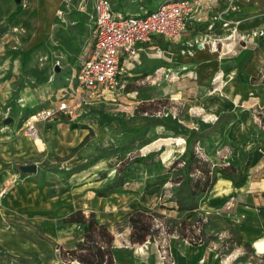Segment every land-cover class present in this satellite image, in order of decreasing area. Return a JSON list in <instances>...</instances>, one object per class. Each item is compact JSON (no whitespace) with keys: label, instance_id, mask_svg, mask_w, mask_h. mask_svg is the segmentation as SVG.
<instances>
[{"label":"crops","instance_id":"1","mask_svg":"<svg viewBox=\"0 0 264 264\" xmlns=\"http://www.w3.org/2000/svg\"><path fill=\"white\" fill-rule=\"evenodd\" d=\"M110 1L115 12L144 15L164 0ZM78 2L74 0L68 6L64 0H0V114L11 112L22 103L39 101L38 97L48 100L50 106L56 105L60 87L59 81H54L55 74L52 76L48 71L49 59L57 64L62 62L68 68L59 74L55 72L64 77L62 89H76L74 77L95 43L93 4L90 1L82 11L78 9ZM224 21H228L227 26ZM261 30H264V0H234L232 5L230 0H205L200 5H192L188 27L182 36L169 39L154 35L149 41L138 43L139 55L135 59L123 56L120 60L121 74L127 85L126 95L142 96L143 100L151 102L169 100L172 110L166 119L173 121L180 131L195 130L204 137L209 135L213 145L228 150L224 158L233 155L242 168L252 150L248 168L250 177L246 184L236 188L231 180L218 176L199 209L227 215L232 212L243 240L252 247L256 240L264 239V144L258 143L251 116L253 109L264 107V84L252 81L253 77L260 78L264 68V35L255 34L249 42L237 38V35ZM232 35L236 37L233 47L236 53L231 52ZM43 42L45 46L33 52L29 69L37 72L38 81H43L44 77L48 80L31 87L30 82L37 78L26 75L23 84H18L24 74L22 60L20 56L12 57L11 51L26 52ZM37 56L43 58L38 66L35 63ZM44 60L47 62L43 63ZM37 87L39 91L33 94L32 90ZM121 92L108 94L107 99ZM203 113L216 116L217 120L205 127V121L201 120ZM63 130L76 132L75 139L71 140L75 142L71 145L73 147L89 133L88 129L64 127ZM162 130L175 135L170 145H162V154L165 155L160 156L161 161L167 160L170 165L184 151L185 137L163 126L151 128L149 135ZM181 141L184 145L180 144ZM13 146L12 142H0V244L5 250L14 254L31 252L38 257L40 264H81L63 261L59 252L55 253L54 245L40 238L25 222L39 227L51 241L69 249L83 241V233L77 224L63 223L62 219L82 210L85 214L95 213L97 221L114 233L116 264H160L152 243L131 245L128 241L130 230L118 231L116 228V224L133 209L157 205L155 196L135 192L139 183L130 184L133 192L108 196H98L92 189L73 188L71 185L70 191L51 197L48 186L22 178L19 172L11 170L9 161L23 157V150ZM36 149L42 152L44 143L42 148L36 146ZM220 154L207 156L217 164ZM5 164L10 166L5 168ZM38 170L36 174H39ZM132 170H136V166ZM252 173H258L261 178L253 179ZM143 174L150 180L167 176H148L142 167L141 172L135 175ZM96 179L104 180H99L98 176ZM193 215L194 212H187L183 216L189 220ZM19 229L28 232L31 239L21 234ZM167 244L171 264H209V248L205 245L195 246L173 236ZM259 256L264 257V253Z\"/></svg>","mask_w":264,"mask_h":264},{"label":"trees","instance_id":"2","mask_svg":"<svg viewBox=\"0 0 264 264\" xmlns=\"http://www.w3.org/2000/svg\"><path fill=\"white\" fill-rule=\"evenodd\" d=\"M44 46L45 43L43 42L26 52L21 50L11 51L12 57L20 56L24 75L37 78V72L34 69H29V64L33 52ZM35 80V82H30L31 87H35L41 82H46L48 78L44 77L43 81H38V78ZM252 81L264 84V68L260 78L256 79L253 77ZM41 108L44 107L27 108L23 115L24 119ZM14 110L13 108L12 111ZM251 114L254 127L257 130L258 143L264 144V107L253 109ZM82 120L83 118L73 120L68 116L60 115L54 121V124L51 123L52 125H63V127H67L70 130H89L83 140L71 148L68 155L64 157L56 156L58 161L69 160L90 142L93 129L87 123L82 122ZM115 120L121 125L122 131L128 135L126 142L111 148H99L98 152L90 156L85 162L78 163L74 167L64 170L63 172L66 176L64 185L60 181L48 180L45 173L40 174L38 180H28L41 186H48L51 197L60 196L70 191L71 185L66 180H69L74 174L89 169L104 159L119 155L120 161L112 182L107 184L104 189H95L93 191L98 196L133 192L129 186L131 183L136 182L139 183V187L135 192H141L157 198V205L147 208H135L125 215L122 222L116 224L118 231L125 228L130 230L128 241L131 245H142L147 241L153 242L154 240L168 239L174 236L195 246L205 245L212 247L213 241L218 237L214 236V234H209L208 229L216 225L218 221L224 220V218L218 215L220 213L217 212L199 211L200 206L207 199L218 176L231 180L236 188L246 184L250 177L248 168L252 161V150L249 151L248 160L244 168L241 167L238 159L234 158L233 155L224 158L227 154L226 151L221 152L218 163L214 164L201 146L205 138L204 135L195 130L180 131L173 121L156 115L144 117L143 123L137 126H128L122 118L115 117ZM158 125L173 130L177 135H183L185 137L184 151L179 158L170 164L166 177L150 180L146 179L144 174L143 176H134L132 169L135 166H141L143 173H145L148 166H155L160 160L164 147L146 155L137 153L156 139L154 135H149V132L151 128ZM8 166L10 165H4L5 168ZM13 167H15L14 164H12ZM19 173L22 178H25V173L21 171ZM107 177L108 172L104 171L99 173L98 179L103 180ZM187 212H194V215L189 220L183 216ZM62 221L63 223L77 224L82 230L83 241L78 242L75 247L65 249L45 236L39 227L27 221L25 224L35 229L40 238L53 244L55 251L59 252L60 258L65 262L116 264L114 258L116 252L114 249V233L107 225L100 224L97 221L95 213L85 214L82 210H77L63 218ZM225 231L227 235L224 242L225 245L229 243V251L238 247L243 248L248 256L252 258L253 247L249 242L243 240L237 225L233 223L231 226L226 227L223 232ZM0 250H5L1 244ZM34 258L40 264L38 257L35 256Z\"/></svg>","mask_w":264,"mask_h":264},{"label":"rangeland","instance_id":"3","mask_svg":"<svg viewBox=\"0 0 264 264\" xmlns=\"http://www.w3.org/2000/svg\"><path fill=\"white\" fill-rule=\"evenodd\" d=\"M42 60L43 58L37 56L35 61L36 66H38L42 62ZM45 62L47 61L44 60L43 63ZM48 62H51L48 64L50 68L49 70L48 68L44 69L45 72H47L48 70L52 76L53 74H55L54 81L58 80V85L60 89H62L64 77L59 76V72L58 74L55 73L56 71L53 65H58L60 73L67 71L68 68H66L62 62L57 64V62L54 63V61L51 59H49ZM42 73L44 74V72ZM22 76L23 79H20L18 84H23L26 75L23 74ZM38 91L39 88L37 87L36 90H32V93L35 94ZM49 92H52L51 89ZM45 93L48 94L47 92ZM107 97L108 96L97 102H94L91 105H87L84 110L81 111L79 116L73 119H85L84 122L92 127L93 134L90 142L85 147L76 152V154H74L72 158L66 161H58L56 156L64 157L70 153V150L73 147L71 145L75 143L74 141H71L75 139V131L65 132L63 130V125L51 126V123L54 124V121L38 125V137L41 138L42 142L44 143L43 151L39 152L37 151L36 146L34 144L35 139L26 133L24 127L25 119L23 115L25 113V110L27 108L32 109V107L36 106L50 107V104L47 103L48 100H44V98L38 97L39 101H28L27 104L22 103V105L16 106V109L14 111H5L4 114H0V142H12L14 145L13 147H15L17 150H19L20 148L23 150L22 158L11 159L9 161L15 166L11 170L19 172L20 165L35 163L38 166L39 174L36 175V173H25V178L38 180L40 174L45 173V176L48 180L60 181L62 185H64V181L66 178L65 173L63 172L64 170L70 169L78 163L85 162L90 156L97 153L99 148H111L119 146L123 142H126L128 135L122 131V127L118 123V121L115 120V117L122 118L124 121H126L128 126H137L142 124L143 118L147 117L148 115H156L158 117L169 118V116L167 115L171 114L169 110H172L171 103L167 99L151 102L148 100H143L142 96H138V98L137 96L132 97L130 95H126L124 91H122L120 94L110 96V99H107ZM7 113L8 115L5 116V114ZM7 116L13 118V122L8 125L3 123V119ZM201 120L205 121L203 123H205L204 126L207 127L210 126L207 124L213 123L215 120H217V117L208 116L203 113L201 115ZM169 133L170 132H166L164 130H162V132H156V135L154 136L157 137V135H159V138H157L151 145H149L148 148H145L142 151L140 149L137 153L148 152L149 150L158 149L162 147L164 143H172L175 135L173 136ZM180 144L184 145L182 141L180 142ZM201 146L203 147L204 152L207 153L209 156L215 155L218 152H222V150H224V147L220 148L216 145H213L209 138V135L203 139ZM226 150L227 149H225L224 151ZM162 155H165V153ZM119 161V155L104 159L94 165L91 169L82 171L80 173L78 172L77 174L73 175L69 179L68 183H70L73 188L85 187L87 190L104 189V187L107 184H110L112 182V179L115 177L116 168L118 167ZM169 166L170 165H168L167 160L165 162L159 160L155 166L147 167L146 174H148V176L155 177L167 174ZM104 171H107L109 176L103 181H96V176H99V173ZM140 172L141 167L136 166V170H133L132 173L135 176L136 173ZM257 175L258 173H252L253 179L261 178ZM231 207L232 206H230V208ZM231 213H229L228 215L222 213L218 214L223 217L224 220L218 221L216 225H213V227H210L208 229L209 234H214V236L218 237L216 240L213 241V246L208 247L209 264H264V258H261L263 256H259L260 254L256 255L254 246L252 250L253 256L251 258L248 256L245 249L238 247L234 248L232 251H229V243L228 245H225L224 240L227 235V232H223L224 229L226 227L231 226L233 223L236 225V223L233 221ZM32 230L36 232L35 229L32 228ZM19 232L21 234H24L28 239H31L29 237L31 235L28 232L22 229H19ZM55 253L58 252L55 251ZM34 257L35 255L31 252L14 254L9 253L7 250H0V264H39L37 259H35ZM45 264H48V262H46Z\"/></svg>","mask_w":264,"mask_h":264},{"label":"built area","instance_id":"4","mask_svg":"<svg viewBox=\"0 0 264 264\" xmlns=\"http://www.w3.org/2000/svg\"><path fill=\"white\" fill-rule=\"evenodd\" d=\"M73 1L64 0V3L69 6ZM90 1L95 13L93 51L74 77L75 90L60 89L56 105L41 108L25 118L26 133L34 139L39 136L38 125L56 121L60 115L74 119L87 105L108 94L124 91L126 81L121 74V58L126 56L127 59H135L139 55L138 43L147 42L154 35L169 39L182 36L188 27L192 5H200L205 0H164L156 9L145 12L144 15L115 12L110 0H79L78 9L85 11ZM230 1L232 5L234 0ZM224 25L227 26L228 21H224ZM255 34L262 36L264 30L254 34H238L237 38L249 42ZM235 38V35L231 36L233 53H236L233 48ZM168 239L144 243L155 246L160 264H171Z\"/></svg>","mask_w":264,"mask_h":264},{"label":"water","instance_id":"5","mask_svg":"<svg viewBox=\"0 0 264 264\" xmlns=\"http://www.w3.org/2000/svg\"><path fill=\"white\" fill-rule=\"evenodd\" d=\"M55 71L56 72H59L60 69L59 67H56L55 68ZM13 122V118L10 117V116H7L3 119V123L8 125L10 123ZM37 169H38V166L37 164L33 163V164H24V165H20L19 167V170L22 172V173H36L37 172Z\"/></svg>","mask_w":264,"mask_h":264},{"label":"bare ground","instance_id":"6","mask_svg":"<svg viewBox=\"0 0 264 264\" xmlns=\"http://www.w3.org/2000/svg\"><path fill=\"white\" fill-rule=\"evenodd\" d=\"M34 143L39 148H42L43 147V142H42L41 138H39V137H36V139L34 140ZM253 246H254V249H255L256 253H258V254L264 253V239H258V240H256L254 242Z\"/></svg>","mask_w":264,"mask_h":264}]
</instances>
